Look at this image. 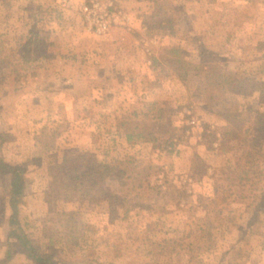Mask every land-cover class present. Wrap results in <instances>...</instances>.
<instances>
[{
  "label": "rangeland",
  "instance_id": "obj_1",
  "mask_svg": "<svg viewBox=\"0 0 264 264\" xmlns=\"http://www.w3.org/2000/svg\"><path fill=\"white\" fill-rule=\"evenodd\" d=\"M89 1L0 0V157L24 170L25 234L53 264H264V0H98L129 17L103 34ZM155 101L171 111L148 129L173 144L128 141ZM222 128L232 148L207 149ZM7 231L0 264H35L15 242L2 262Z\"/></svg>",
  "mask_w": 264,
  "mask_h": 264
},
{
  "label": "trees",
  "instance_id": "obj_2",
  "mask_svg": "<svg viewBox=\"0 0 264 264\" xmlns=\"http://www.w3.org/2000/svg\"><path fill=\"white\" fill-rule=\"evenodd\" d=\"M164 102H151L147 104V108L143 111H134L128 116L139 117L142 116L144 123L142 127L138 122H135L133 127H129V131L126 133V138L128 141H133L136 139H144L152 142H157L161 140L168 144H173V138L176 133L172 131H167L166 137L155 133L153 128L148 125L153 124L156 126L159 119H163L166 113H170V109L164 108L162 106L157 107V105H163ZM131 119V118H130ZM166 125V124H165ZM169 125V123L167 124ZM152 128V129H151ZM247 132V130H246ZM231 132L226 128L220 129V137L216 138L215 134L211 135V140H207L206 147L207 149H214L213 140L217 141V147L222 152H226L232 148L230 143L228 144L229 137ZM129 160L132 161L131 158ZM206 166L201 165L193 169L192 177H202L205 174ZM0 173L4 176L9 177V191L8 198L6 199L3 196H0V223L6 219L8 224L7 231V242L6 250L2 258V262L8 261L14 254L15 250L13 249V242L16 243L17 247L22 250L28 259L32 260L35 264H53V255L49 253H44L39 251L36 246L31 242V240L25 234L19 219V209L22 204L25 202V177L24 170L18 166L7 163L2 157H0ZM264 204V193L260 198V206ZM8 209V213H6Z\"/></svg>",
  "mask_w": 264,
  "mask_h": 264
},
{
  "label": "built area",
  "instance_id": "obj_3",
  "mask_svg": "<svg viewBox=\"0 0 264 264\" xmlns=\"http://www.w3.org/2000/svg\"><path fill=\"white\" fill-rule=\"evenodd\" d=\"M81 11L88 30L97 34L106 33L113 26L129 20L127 14L111 7V3L104 4L98 0H90L81 7Z\"/></svg>",
  "mask_w": 264,
  "mask_h": 264
},
{
  "label": "crops",
  "instance_id": "obj_4",
  "mask_svg": "<svg viewBox=\"0 0 264 264\" xmlns=\"http://www.w3.org/2000/svg\"><path fill=\"white\" fill-rule=\"evenodd\" d=\"M17 10H18V11H21V8L17 7ZM23 10H25V9L22 8V12H23ZM5 17H6V18H9L10 15H9V14H6Z\"/></svg>",
  "mask_w": 264,
  "mask_h": 264
}]
</instances>
